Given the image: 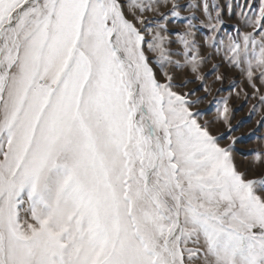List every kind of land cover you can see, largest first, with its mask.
Masks as SVG:
<instances>
[{"label":"snow or ice","instance_id":"obj_1","mask_svg":"<svg viewBox=\"0 0 264 264\" xmlns=\"http://www.w3.org/2000/svg\"><path fill=\"white\" fill-rule=\"evenodd\" d=\"M181 7L0 0V264H264V179L167 70L185 56L204 79L197 17L171 36ZM185 7L264 102V0L226 43L218 4ZM217 111L232 131L227 99Z\"/></svg>","mask_w":264,"mask_h":264},{"label":"rangeland","instance_id":"obj_2","mask_svg":"<svg viewBox=\"0 0 264 264\" xmlns=\"http://www.w3.org/2000/svg\"><path fill=\"white\" fill-rule=\"evenodd\" d=\"M179 2L182 5L180 17H169L171 36L176 40L177 33H183L188 27L189 19L197 17L192 20L195 24L192 32L198 48V74L204 79L196 78L197 73L191 71L187 57H174L185 65L179 68L169 66L167 69L173 75L174 83L179 86L175 90L188 94V98L194 102L193 111L201 113L202 123H210L211 131L220 138L222 147L232 146L238 170L245 173L248 179H264V102L260 100L261 93L255 92L246 75L230 63L225 44L217 47L205 43L211 30L206 27L208 20L203 8L185 7L188 4L201 3V0ZM261 2L262 0H209V3L220 6V15L224 21L221 25L222 31L217 35L226 43L229 36L235 37L238 33L252 31L245 24L252 9L245 8V5L251 3L258 7ZM161 11L167 12L168 8H162ZM170 47L172 51H181L183 48L176 43ZM218 76L222 79H217ZM256 84L264 92V85L260 81H256ZM225 99L230 108L232 131L219 119L217 111Z\"/></svg>","mask_w":264,"mask_h":264}]
</instances>
